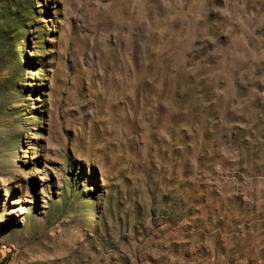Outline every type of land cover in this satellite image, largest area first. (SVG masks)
<instances>
[{
	"label": "rangeland",
	"instance_id": "rangeland-1",
	"mask_svg": "<svg viewBox=\"0 0 264 264\" xmlns=\"http://www.w3.org/2000/svg\"><path fill=\"white\" fill-rule=\"evenodd\" d=\"M20 2L0 264H264V0Z\"/></svg>",
	"mask_w": 264,
	"mask_h": 264
},
{
	"label": "trees",
	"instance_id": "trees-1",
	"mask_svg": "<svg viewBox=\"0 0 264 264\" xmlns=\"http://www.w3.org/2000/svg\"><path fill=\"white\" fill-rule=\"evenodd\" d=\"M10 2V4H8V2ZM0 2L3 3V5L1 6L2 9H0L4 14H9V15H16V13L18 11H23L22 9V3L20 2V0H0ZM14 7L15 11H11V8ZM26 10V9H25Z\"/></svg>",
	"mask_w": 264,
	"mask_h": 264
}]
</instances>
